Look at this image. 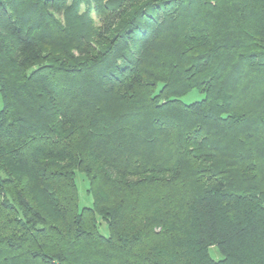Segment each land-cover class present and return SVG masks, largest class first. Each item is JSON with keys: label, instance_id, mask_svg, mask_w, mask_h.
I'll list each match as a JSON object with an SVG mask.
<instances>
[{"label": "trees", "instance_id": "obj_1", "mask_svg": "<svg viewBox=\"0 0 264 264\" xmlns=\"http://www.w3.org/2000/svg\"><path fill=\"white\" fill-rule=\"evenodd\" d=\"M0 97V264H264V0H0Z\"/></svg>", "mask_w": 264, "mask_h": 264}, {"label": "rangeland", "instance_id": "obj_2", "mask_svg": "<svg viewBox=\"0 0 264 264\" xmlns=\"http://www.w3.org/2000/svg\"><path fill=\"white\" fill-rule=\"evenodd\" d=\"M202 97L197 94L196 92H191L188 95L184 96L181 100L186 103H192L194 101L200 100ZM2 108V101L0 97V110ZM76 186H77V192H78V208L82 209L84 207H90L92 204L91 196L87 192V183L84 179V176L80 173H77L75 176ZM100 231L103 235L107 234V229L104 224L100 223ZM209 254L211 258L215 261L221 259V256L216 248L211 247L209 248Z\"/></svg>", "mask_w": 264, "mask_h": 264}]
</instances>
